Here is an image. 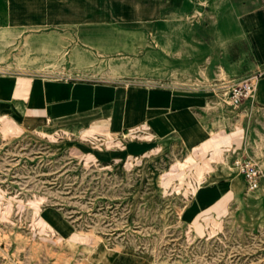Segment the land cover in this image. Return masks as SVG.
Returning a JSON list of instances; mask_svg holds the SVG:
<instances>
[{
    "label": "rangeland",
    "instance_id": "obj_1",
    "mask_svg": "<svg viewBox=\"0 0 264 264\" xmlns=\"http://www.w3.org/2000/svg\"><path fill=\"white\" fill-rule=\"evenodd\" d=\"M256 2L43 0L36 25L27 0V25L0 30V75L197 89L211 135L198 153L174 146L102 164L69 151L67 130L26 128L0 108V264H264V109L229 112L206 68L219 16ZM235 157L258 164L259 187L189 215L198 187L229 177Z\"/></svg>",
    "mask_w": 264,
    "mask_h": 264
},
{
    "label": "crops",
    "instance_id": "obj_2",
    "mask_svg": "<svg viewBox=\"0 0 264 264\" xmlns=\"http://www.w3.org/2000/svg\"><path fill=\"white\" fill-rule=\"evenodd\" d=\"M26 3L27 0H0V30L27 25ZM246 6L238 15L219 16V32L213 38L215 48L206 68L215 82L208 87L212 96L210 89L222 80L259 74L254 84V114L264 109V0ZM230 10L232 6L224 12ZM35 12L36 25L43 24V0H35ZM222 73L225 77L217 78ZM206 93L197 89L0 75V108L8 110L13 119L26 128L67 130L74 149L69 151L112 165L154 150H173L174 146L196 153L205 150L211 135L202 121V108L209 102ZM225 107L248 120L246 107ZM220 134L213 131V141L223 137ZM229 144L231 150L243 146L242 142ZM231 170L227 172L229 177L198 187L189 215L216 205L225 193L245 188L242 177Z\"/></svg>",
    "mask_w": 264,
    "mask_h": 264
},
{
    "label": "built area",
    "instance_id": "obj_3",
    "mask_svg": "<svg viewBox=\"0 0 264 264\" xmlns=\"http://www.w3.org/2000/svg\"><path fill=\"white\" fill-rule=\"evenodd\" d=\"M258 77L259 74L222 80L210 90L219 103L231 110L246 107L247 117H250L255 108L254 84ZM230 168L242 177L247 192H253L259 187L263 171L255 161L235 157L230 162Z\"/></svg>",
    "mask_w": 264,
    "mask_h": 264
},
{
    "label": "bare ground",
    "instance_id": "obj_4",
    "mask_svg": "<svg viewBox=\"0 0 264 264\" xmlns=\"http://www.w3.org/2000/svg\"><path fill=\"white\" fill-rule=\"evenodd\" d=\"M52 211H53V210H52ZM57 216H58V214H57ZM41 218H42V217H41ZM37 223H38L39 225H41V226H44V225H43L44 223H43L42 219H40V218H38ZM94 251H95L96 253H92L91 258L94 259V260H97V261H100L101 258L104 257V256L108 253V252L105 250V248H103V246H101V245H98V246L94 249Z\"/></svg>",
    "mask_w": 264,
    "mask_h": 264
}]
</instances>
